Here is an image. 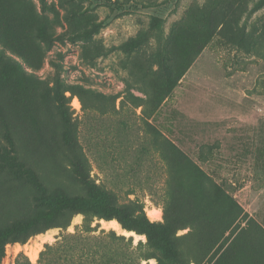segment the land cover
I'll return each mask as SVG.
<instances>
[{"label":"rangeland","instance_id":"rangeland-1","mask_svg":"<svg viewBox=\"0 0 264 264\" xmlns=\"http://www.w3.org/2000/svg\"><path fill=\"white\" fill-rule=\"evenodd\" d=\"M257 1L0 0V231L41 219L40 202L56 191L117 205L137 198L152 221H165V207L171 219H196L200 251L224 237L223 264H264ZM57 72L98 97L67 91L61 110ZM111 220L94 217L99 226L85 232L83 213H61L56 226L7 244L0 264H157L131 263L101 230L134 246L146 237Z\"/></svg>","mask_w":264,"mask_h":264},{"label":"trees","instance_id":"trees-1","mask_svg":"<svg viewBox=\"0 0 264 264\" xmlns=\"http://www.w3.org/2000/svg\"><path fill=\"white\" fill-rule=\"evenodd\" d=\"M264 7V0H258L253 11ZM58 69L59 64L55 60L51 61ZM76 90V91H75ZM76 93L83 102V95L92 93L98 97L97 93L85 88L83 85H75V87H67L62 81L59 72L54 78L52 86V99L56 106L61 110L67 108L70 97L66 92ZM104 98L115 101L117 96ZM133 103L140 106L143 98L133 93H129ZM124 98H122L123 101ZM66 118V115H64ZM170 201L172 199L170 198ZM40 204L47 205L48 210L43 214L41 219H30L20 221L8 226L0 231V258L5 256V247L12 243H25L29 237L43 233L55 225L57 216L61 213H83L84 222L82 224L85 232L95 231L99 225L93 226L94 217L104 218L107 220L117 219L121 227L128 232H135L139 235H145L146 242L139 241L137 245H133V237L118 235L114 231L105 233L112 243L123 246L130 256L131 263L141 262L154 258L157 264H223L226 252L222 251L224 237H209L207 248L199 250L192 241L195 231L199 227L196 219L191 218V222H186L180 218L171 219L168 216L167 207H165V221H152L144 210V205L137 198L130 200L128 203L117 205L115 202L98 198L91 200L82 195H69L62 191H56L52 197L43 198ZM69 223L65 224L68 225ZM61 225V224H60ZM58 225V226H60ZM189 230L177 235L179 229ZM229 229H226L228 231ZM174 241H177L175 246ZM219 256L213 261L216 254Z\"/></svg>","mask_w":264,"mask_h":264},{"label":"bare ground","instance_id":"bare-ground-1","mask_svg":"<svg viewBox=\"0 0 264 264\" xmlns=\"http://www.w3.org/2000/svg\"><path fill=\"white\" fill-rule=\"evenodd\" d=\"M160 211L158 209H153V214L156 216V215H159ZM111 223H113V225L116 227V228H121L119 222L115 221V220H111L109 221ZM129 233V232H128ZM132 233V232H131ZM141 237H144V235H141Z\"/></svg>","mask_w":264,"mask_h":264},{"label":"water","instance_id":"water-1","mask_svg":"<svg viewBox=\"0 0 264 264\" xmlns=\"http://www.w3.org/2000/svg\"><path fill=\"white\" fill-rule=\"evenodd\" d=\"M128 232V231H127Z\"/></svg>","mask_w":264,"mask_h":264}]
</instances>
